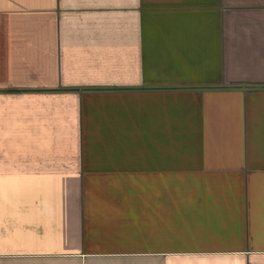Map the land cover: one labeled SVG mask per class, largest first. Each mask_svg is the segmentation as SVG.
<instances>
[{"label":"crops","instance_id":"obj_1","mask_svg":"<svg viewBox=\"0 0 264 264\" xmlns=\"http://www.w3.org/2000/svg\"><path fill=\"white\" fill-rule=\"evenodd\" d=\"M0 264H264V0H0Z\"/></svg>","mask_w":264,"mask_h":264}]
</instances>
